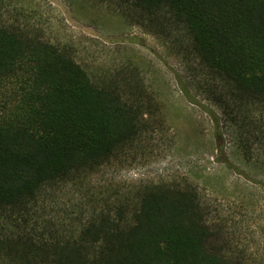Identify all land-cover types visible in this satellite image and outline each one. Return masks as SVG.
Segmentation results:
<instances>
[{
	"label": "trees",
	"instance_id": "16d2710c",
	"mask_svg": "<svg viewBox=\"0 0 264 264\" xmlns=\"http://www.w3.org/2000/svg\"><path fill=\"white\" fill-rule=\"evenodd\" d=\"M84 1L160 39L179 92L220 111L221 163L228 145L264 172V0ZM34 17L0 0V264H259L186 174L120 177L174 145L158 92L138 67L91 75Z\"/></svg>",
	"mask_w": 264,
	"mask_h": 264
},
{
	"label": "rangeland",
	"instance_id": "374dc122",
	"mask_svg": "<svg viewBox=\"0 0 264 264\" xmlns=\"http://www.w3.org/2000/svg\"><path fill=\"white\" fill-rule=\"evenodd\" d=\"M21 1L34 11L38 26L54 41L67 43L75 61L91 75L109 80L115 72L138 67L147 85L158 92L166 121L164 135L172 137L174 145L166 142L164 153L154 154L144 168L135 167L120 177L136 181L186 174L199 187L211 219H221L219 227L227 228L225 236L231 244H239L245 259L264 264V172L246 164L228 145L226 159L238 170L221 163L224 156L216 150L208 114L220 111L201 97L198 104L189 102L179 92L174 73L180 70V61L175 54L113 5L91 6L83 0Z\"/></svg>",
	"mask_w": 264,
	"mask_h": 264
}]
</instances>
